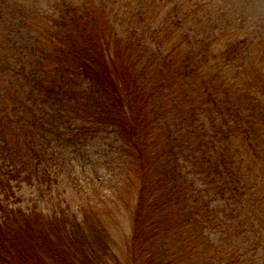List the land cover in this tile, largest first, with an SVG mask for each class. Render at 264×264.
I'll use <instances>...</instances> for the list:
<instances>
[{"label": "trees", "instance_id": "16d2710c", "mask_svg": "<svg viewBox=\"0 0 264 264\" xmlns=\"http://www.w3.org/2000/svg\"><path fill=\"white\" fill-rule=\"evenodd\" d=\"M238 3L0 0V264H111L128 180L120 264H264V33ZM60 180L94 198L40 207Z\"/></svg>", "mask_w": 264, "mask_h": 264}, {"label": "rangeland", "instance_id": "374dc122", "mask_svg": "<svg viewBox=\"0 0 264 264\" xmlns=\"http://www.w3.org/2000/svg\"><path fill=\"white\" fill-rule=\"evenodd\" d=\"M238 6L240 7L241 11L246 14L248 18H250L252 23L251 24L256 30L260 29L261 33H264V0H239ZM93 159L96 161V165L106 167V162L109 161L110 157L108 155L104 156L102 153L101 155L97 153H93ZM103 180L107 179V182L102 185L98 191L100 195H112L113 193V184L115 182L114 178H111L109 170L107 168L102 169L101 173H99ZM68 178L69 175L67 173H63L60 177ZM92 177H95V173L91 174ZM60 179V178H59ZM69 180V178H68ZM61 183L57 187L59 192V196L56 194V199L54 202H45L41 203L39 206L49 209V208H56L59 204L65 205L67 202L71 205V210L74 213H77V206L79 203L87 199H93V191L96 188L94 185H90V187L81 188L76 183H68L63 182L60 180ZM105 182V181H104ZM76 184V185H75ZM94 187V188H93ZM135 180L134 184L132 180H128L122 189L121 198L116 201V204H110V208L102 209L100 211V217L102 222L104 223L107 231L110 233L112 241L116 246H113V250L115 253V257L110 256L108 260L111 264H120L124 263L126 260H129V252L127 248V243L130 239L131 233V215H132V206L134 204V197H135ZM24 194V198H22V207L31 205V202L27 201L29 194L31 193L28 187H24L21 191ZM130 203V206H129ZM112 245V243H110Z\"/></svg>", "mask_w": 264, "mask_h": 264}]
</instances>
